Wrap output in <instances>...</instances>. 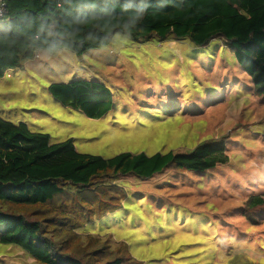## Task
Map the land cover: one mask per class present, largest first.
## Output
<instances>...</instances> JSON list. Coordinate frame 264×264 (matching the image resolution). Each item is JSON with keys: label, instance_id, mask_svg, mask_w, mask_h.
Wrapping results in <instances>:
<instances>
[{"label": "rangeland", "instance_id": "374dc122", "mask_svg": "<svg viewBox=\"0 0 264 264\" xmlns=\"http://www.w3.org/2000/svg\"><path fill=\"white\" fill-rule=\"evenodd\" d=\"M9 28L0 23V31ZM77 79L105 83L115 109L90 118L49 91L52 83ZM0 116L48 134L52 143L72 139L79 151L103 157L189 151L223 138L226 164L206 172L169 170L147 181L118 179L120 207L103 211L116 207L104 193L95 208L81 211L84 218L73 214L76 232L124 258L118 248L127 244L140 264H264V221L243 215L248 197L264 193V97L224 41L197 48L187 40L132 38L100 59L85 53L45 64L33 58L0 77ZM0 264L44 263L0 241Z\"/></svg>", "mask_w": 264, "mask_h": 264}, {"label": "trees", "instance_id": "16d2710c", "mask_svg": "<svg viewBox=\"0 0 264 264\" xmlns=\"http://www.w3.org/2000/svg\"><path fill=\"white\" fill-rule=\"evenodd\" d=\"M53 7V0H7L3 21L10 28L0 31V77L23 69L34 58L24 46V30ZM132 38H174L197 48L222 40L251 79L256 95L264 97V0H163V5L150 0ZM75 54L85 52L77 48ZM49 91L90 118L104 117L116 107L111 88L96 80L55 82ZM228 160L223 138L201 141L189 151L103 157L79 151L72 139L52 143L48 134L0 116V225H5L0 241L23 248L44 264H140L127 244L118 248L128 254L124 258L106 245L96 247L89 238L81 241L76 232V219L86 214L81 211L95 208L104 193L112 194L116 207L99 203L98 208L120 207L114 203L120 191L114 181L123 177L147 181L169 170L206 172ZM243 215L251 223L264 221V193L248 197Z\"/></svg>", "mask_w": 264, "mask_h": 264}, {"label": "clouds", "instance_id": "9594fccd", "mask_svg": "<svg viewBox=\"0 0 264 264\" xmlns=\"http://www.w3.org/2000/svg\"><path fill=\"white\" fill-rule=\"evenodd\" d=\"M163 5V0H159ZM55 7L24 30L23 43L37 61L75 56L77 48L100 59L133 37L150 0H53Z\"/></svg>", "mask_w": 264, "mask_h": 264}, {"label": "built area", "instance_id": "2783aa9c", "mask_svg": "<svg viewBox=\"0 0 264 264\" xmlns=\"http://www.w3.org/2000/svg\"><path fill=\"white\" fill-rule=\"evenodd\" d=\"M6 7H7V0H0V23L4 19Z\"/></svg>", "mask_w": 264, "mask_h": 264}, {"label": "bare ground", "instance_id": "6f19581e", "mask_svg": "<svg viewBox=\"0 0 264 264\" xmlns=\"http://www.w3.org/2000/svg\"><path fill=\"white\" fill-rule=\"evenodd\" d=\"M122 251V250H121Z\"/></svg>", "mask_w": 264, "mask_h": 264}]
</instances>
